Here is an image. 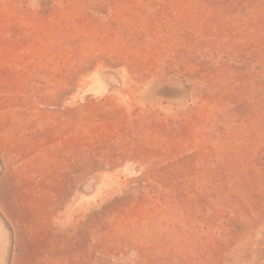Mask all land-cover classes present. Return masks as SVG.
<instances>
[{
	"label": "rangeland",
	"instance_id": "rangeland-1",
	"mask_svg": "<svg viewBox=\"0 0 264 264\" xmlns=\"http://www.w3.org/2000/svg\"><path fill=\"white\" fill-rule=\"evenodd\" d=\"M0 264H264V0H0Z\"/></svg>",
	"mask_w": 264,
	"mask_h": 264
}]
</instances>
